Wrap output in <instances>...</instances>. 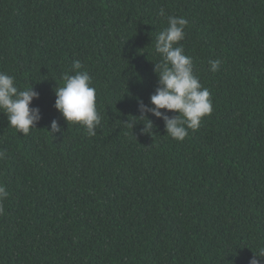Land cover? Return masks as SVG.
<instances>
[{
  "label": "trees",
  "instance_id": "1",
  "mask_svg": "<svg viewBox=\"0 0 264 264\" xmlns=\"http://www.w3.org/2000/svg\"><path fill=\"white\" fill-rule=\"evenodd\" d=\"M161 7L189 21L180 43L213 102L183 141L151 114L153 135L125 124L158 86ZM74 59L97 89L94 137L54 107ZM0 71L42 112L28 135L0 112V264H248L264 246V0H0Z\"/></svg>",
  "mask_w": 264,
  "mask_h": 264
},
{
  "label": "clouds",
  "instance_id": "2",
  "mask_svg": "<svg viewBox=\"0 0 264 264\" xmlns=\"http://www.w3.org/2000/svg\"><path fill=\"white\" fill-rule=\"evenodd\" d=\"M159 15L166 17L167 27L158 33L155 42V51L161 56L154 67L158 86L151 94L149 103L137 98L140 115L131 116L137 119L129 118L125 124L133 129L134 123L140 122L143 124L140 133L153 135L155 123L149 116L151 114L164 121L167 135L183 141L188 136L189 129L197 131L203 118L212 113L213 102L210 90L203 86L196 74L193 58L186 54L180 43L186 36L189 21L183 16L168 15L164 7L160 8ZM221 63L219 58L210 60V71H219ZM82 69V62L74 59L71 66L74 74L65 72L62 75L63 83L57 81L54 107L69 125L81 124L86 129V134L94 137L101 126L102 116L97 109V89L93 84V77ZM39 97L40 93L33 85L21 88L13 75L0 71V112L7 116L9 126L19 133L28 135L42 119L40 108L32 106L34 99ZM62 127L54 119L48 131L54 135L60 133ZM4 159H7V151L0 150V160ZM9 195L6 186L0 183V213H3V203ZM248 264H264V246L254 252Z\"/></svg>",
  "mask_w": 264,
  "mask_h": 264
}]
</instances>
